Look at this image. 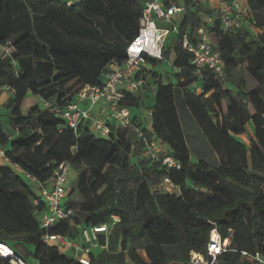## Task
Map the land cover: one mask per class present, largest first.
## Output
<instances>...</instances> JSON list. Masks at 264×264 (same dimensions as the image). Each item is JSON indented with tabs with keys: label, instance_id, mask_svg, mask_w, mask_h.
Masks as SVG:
<instances>
[{
	"label": "trees",
	"instance_id": "16d2710c",
	"mask_svg": "<svg viewBox=\"0 0 264 264\" xmlns=\"http://www.w3.org/2000/svg\"><path fill=\"white\" fill-rule=\"evenodd\" d=\"M147 1L76 0L66 5L0 0V47L8 48V54L0 55V89L12 92L5 108L16 132L10 139L0 117V145L13 164L41 182L52 178L59 163L71 164L78 176L68 188L66 207L83 215V220L74 217L76 224H109L112 216H119L108 248L92 251L90 264H128V258L134 264H193V253L204 256L208 264H264L243 254L258 252L264 262V20L253 23L245 16L243 28L230 34L218 22L207 25L202 11L206 5L200 0H181L186 12L175 20L178 32L166 37L162 59L148 57L137 75L146 84L138 93H127L120 103L131 108L133 124L149 142L164 144L161 158L172 157L179 169L144 156L145 144L128 127L118 124L110 136L100 137L84 123L75 134L52 110L75 102L86 85L101 82L111 62L126 58ZM252 1L264 11V0ZM201 27L209 31L224 61L225 82L232 90L224 89V81L209 70L194 75L193 55L184 49L183 35L189 31L197 44ZM165 61L174 69L177 85L164 82L156 70ZM197 86L202 87L201 94H196ZM176 87L219 155V168L192 160ZM146 99L152 101L149 125L142 112ZM249 123L253 136L247 146L236 136L248 135ZM248 150L261 165L262 175L249 171ZM165 179L176 192L159 189ZM139 227L149 239L147 261L129 249ZM213 230L222 240L231 239L216 257L207 252ZM69 231V223H63L50 233ZM44 233L34 216L29 185L11 168L0 167V255L9 245L26 261L81 264L56 246L46 245ZM100 243L105 244V239ZM168 247L180 252L168 255ZM0 264L8 263L0 257Z\"/></svg>",
	"mask_w": 264,
	"mask_h": 264
},
{
	"label": "built area",
	"instance_id": "2783aa9c",
	"mask_svg": "<svg viewBox=\"0 0 264 264\" xmlns=\"http://www.w3.org/2000/svg\"><path fill=\"white\" fill-rule=\"evenodd\" d=\"M76 0H71V5ZM199 5V4H198ZM204 19L207 25L214 26L219 23L220 29L230 34H235L244 26L243 18L249 16L253 23L257 20L253 16L251 7L231 0L223 3L217 12L212 15L210 9L202 7ZM186 12V6L181 0H148L140 18V27L136 37L129 43L126 49V58L121 62H111L101 75V82L94 85H86L77 95L75 102L65 108L53 107L52 110L62 118L68 128L75 134L84 123H89L90 131L100 137H108L117 130L118 124L130 128L136 139L145 144L144 156L156 161L161 160L163 152L159 141L149 142L144 131L133 124L132 110L120 103L127 93H138L139 87L146 84L145 78H137V75L148 64V57L162 59V53L166 37L172 32H178L177 17ZM198 43L191 41L189 31L183 35V47L193 55L194 75L200 77L204 70H209L214 76L225 82L224 61L219 52L215 51L209 31L201 27L197 33ZM201 86L196 87V94H201ZM156 91L152 89V95ZM48 105V104H47ZM97 110V115L94 111ZM152 110H149V117ZM165 147V146H164ZM0 159L10 161L4 147L0 145ZM162 162L169 167L177 169L180 166L170 156L164 157ZM17 172L24 174L25 178L37 187L32 192V204L34 216L39 228L45 231L43 242L48 246H56L65 254L66 250H73L75 258L81 264H90L89 255L97 247H101L100 236L103 234L109 238L113 226L120 221L119 216H112L109 224L82 227V244L76 239L77 227L73 223L77 209L66 207L68 194V174L71 170L69 162H62L54 168L52 178L47 182H41L37 176L25 171L21 166L14 164ZM172 188L174 185L165 179ZM63 223H69L71 232L50 233V230ZM9 246V245H8ZM8 257H0L8 264H39L38 260L26 261L21 258L14 249ZM225 240H222L217 230H213L207 247L208 255L216 257L226 251ZM249 255L256 261L264 263L262 256L256 252ZM193 264H201L202 261L192 257ZM208 264V262H207Z\"/></svg>",
	"mask_w": 264,
	"mask_h": 264
},
{
	"label": "rangeland",
	"instance_id": "374dc122",
	"mask_svg": "<svg viewBox=\"0 0 264 264\" xmlns=\"http://www.w3.org/2000/svg\"><path fill=\"white\" fill-rule=\"evenodd\" d=\"M41 1H44L47 3L60 2L61 4H66V5H68L71 2V0H41ZM229 1H231V0H210V4L207 2H205V3H207L206 8L212 10L210 8L211 6L218 5V7H220L223 3H227ZM241 1L246 5L248 3V5L252 9L253 16L256 18L257 21L264 20V11H259L254 6L252 0H247V2H245V0H241ZM137 8H140V5H137ZM5 54H8V48L7 47H0V55L3 56ZM150 65L151 64H149V66ZM156 70L161 72L162 79L164 80V82H166V83L171 82L174 85H177V80L173 76L174 69L171 67L169 62H167V61L162 62L159 66L156 67ZM146 78H147L148 82H151L150 75H146ZM249 84H251V82ZM224 87H230V84L227 82H224ZM0 91L10 93V90L8 88L0 89ZM175 92H176V105H177L179 115H180V118L182 121V126L184 129V132H185L186 137H187L189 149H190V152L192 155V160L194 162L205 161L210 166H212L214 168H219L221 166L220 157L217 154V152L213 149V147H212L207 135L203 131V129L199 126V124L197 123L195 118L192 116V114L188 110V108L184 102V99H183L182 91L178 87H176ZM148 101L149 100H147V99L144 101L143 109H142L143 116L146 120V125H149V123H150L149 110H148V103L149 102ZM5 103L3 105L0 104V108H1L0 110H2V108L6 109ZM0 117L2 120V127H3L4 133L10 139L15 138L16 132L11 126L9 116L3 115ZM247 126H248L247 129L252 128L251 123H249ZM249 132H250V129H249ZM132 136L134 137L135 135H132ZM249 138H250L249 134L242 136V137L236 136L237 140H239L240 142L244 143L247 146H250ZM158 148L162 149L163 151H165V149H166L163 145H159ZM247 165H248L249 171H251V173L253 175H262V173H263L262 167L259 164V162L252 157L250 150H248V152H247ZM77 176H78V172L75 169L71 168V170L69 171V174H68V186L69 187L72 186L76 182ZM23 179L28 184L30 183V181L27 180L25 177H23ZM159 189L161 191H165V192H176L177 191L176 188H172L169 185V183H167L165 180L161 183V185L159 186ZM75 217L80 218V220H83V218H84L83 215L79 211H77ZM142 221H143V215L140 216V222H142ZM73 223H76V221L73 220ZM76 239L79 242H81L82 244L84 243V240L82 237V226L81 225H79L77 227ZM228 240H229V244L227 245V247H229L231 245V239H228ZM148 245H149V239L146 235L142 234V229H141V227H139L134 232L133 237L131 238V240L129 242V249L136 250L137 253L145 261H147V258H146V255L144 254V252H145V249ZM4 248H8L11 250V248L8 245H5ZM65 252L67 255L75 257V253L73 250H66ZM166 252L168 255H171V254H178L180 252V250L175 248V247H168V248H166ZM192 257H193V255H192ZM128 264H134L130 258H128ZM201 264H207V261L201 262Z\"/></svg>",
	"mask_w": 264,
	"mask_h": 264
},
{
	"label": "crops",
	"instance_id": "0c3cea01",
	"mask_svg": "<svg viewBox=\"0 0 264 264\" xmlns=\"http://www.w3.org/2000/svg\"><path fill=\"white\" fill-rule=\"evenodd\" d=\"M205 2H207V3H209L210 4V0H200V2H198L199 4H203L204 6L207 4V3H205ZM240 2L242 3V4H244L241 0H240ZM245 2H247V0H245ZM244 5H246V4H244ZM207 6V5H206ZM246 6H248V7H250L249 5H248V3H247V5ZM213 11H215V13L217 12V9L219 8L218 7V5H214V6H211L210 7ZM181 17V16H180ZM180 17H177V19L178 18H180ZM224 89H229V90H232L233 89V87L230 85V87H224ZM12 92L10 91V93L9 92H2V91H0V104L1 105H3L11 96H12V94H11ZM11 94V95H10ZM149 103H151L152 101H148ZM1 109V108H0ZM3 115H6V116H10V111L9 110H6V109H4V108H2V110H0V116H3ZM94 115L96 116L97 115V110H95L94 111ZM247 128H248V126H247ZM249 129H250V132H249ZM249 129H247L248 130V134L250 135V136H253V126H252V128H249ZM252 134V135H251ZM242 136H245V135H240V137H242ZM0 167H9V168H11L15 173H17V174H19V175H21V177L23 178V177H25L24 176V174H22V173H19V172H17L16 171V169H15V166H14V164L11 162V161H6V160H1L0 159ZM24 180V179H23ZM25 181V180H24ZM26 182V181H25ZM27 183V182H26ZM28 184V183H27ZM29 185V188H30V191H31V199H32V192L34 191V190H36L37 189V187L35 186V185H33L31 182L28 184ZM78 210V209H77ZM79 211V210H78ZM105 239V244H101L102 246L101 247H97L96 249H94L93 251H95V250H97V249H107L108 248V246H107V242H108V238L105 236V235H101L100 236V240L101 239ZM3 245H5V244H3ZM69 250V249H68ZM66 254V253H65ZM33 260V259H32ZM32 260H30V261H32Z\"/></svg>",
	"mask_w": 264,
	"mask_h": 264
},
{
	"label": "bare ground",
	"instance_id": "6f19581e",
	"mask_svg": "<svg viewBox=\"0 0 264 264\" xmlns=\"http://www.w3.org/2000/svg\"><path fill=\"white\" fill-rule=\"evenodd\" d=\"M228 244H229V240L226 239L225 245L227 246ZM10 253H11V250L8 249V248H5V249L2 250L3 257H8L10 255ZM193 254H194V256H195L196 259H199L202 262H206V259L204 258V256H202V255H200L198 253H193Z\"/></svg>",
	"mask_w": 264,
	"mask_h": 264
}]
</instances>
